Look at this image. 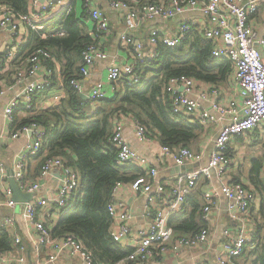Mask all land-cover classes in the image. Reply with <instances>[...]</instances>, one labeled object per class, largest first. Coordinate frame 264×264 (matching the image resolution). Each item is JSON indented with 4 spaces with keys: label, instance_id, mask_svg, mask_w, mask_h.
<instances>
[{
    "label": "built area",
    "instance_id": "obj_1",
    "mask_svg": "<svg viewBox=\"0 0 264 264\" xmlns=\"http://www.w3.org/2000/svg\"><path fill=\"white\" fill-rule=\"evenodd\" d=\"M66 1L31 0L30 8L25 13L16 12L11 6L0 3V32L8 30L12 39L4 54L0 56V65L2 61H12L20 50L21 24L28 31L40 32L47 23L60 17L61 11L57 9L70 11L75 2L69 0L66 3ZM95 1L81 0L83 15L93 27L91 36L97 40L100 32L108 31L109 20ZM262 4L264 0H147L140 4L139 9H136L128 0H109V6L124 16L128 30L136 29L147 21H167L184 16L188 12L199 13L202 25L200 33L210 40L213 56L224 57L230 62L229 75L239 90L238 100L230 99L221 103L218 100L216 85L185 74L171 76L166 80L164 90L170 97L171 111L174 115L187 117L202 126L215 124L217 130L214 149L205 164L198 165L196 169L174 178L165 179V187L157 184L155 191L153 188L156 183L157 169L152 166L146 155L132 147L122 135L123 117L131 118L133 135L139 143L144 144L151 140L157 142L158 163L164 164L171 160L180 167L186 164H199L203 158L202 154L189 147L171 148L162 144L155 134L151 135L145 125L131 115L120 118L121 115L113 119L110 140L116 148L117 162L135 165L144 171L142 180L114 183L106 205L112 219L110 226L112 240L121 244L124 239H128L127 242L130 240L131 244V252L119 264H145L155 256L161 257L169 251L177 252L181 248H191L205 243L209 236L207 227L200 228L198 232L190 236H175L170 219L181 211L186 197L195 189L201 175L210 177L212 172L220 180V184L217 189L203 192L202 218L208 220L211 209L222 196L227 200L230 218L236 220L238 224L234 230L223 229L224 239L216 259L199 264H230V260L239 257L247 246L254 244L247 223L250 207L256 196L253 190L238 183L224 181L223 177L230 164L226 154L230 139L264 125V32L259 34L253 23V15ZM193 18L194 16L184 18L178 22L175 29L163 34L157 29H152L147 43L123 33L121 35L123 47L129 51L130 56V61L126 63H120L115 58L110 60L108 54L97 45V41L86 46L80 54V79L89 77L96 60L108 59L109 65L104 77L94 82L87 92L80 79L70 80L71 87L77 93L85 94L90 101L110 97L117 90L123 92L126 86H131L138 81L134 71L139 63L144 62L146 58L153 59L160 56L158 43L175 47L184 41L192 28H197ZM64 33V29L59 27L53 29V33L49 35L62 36ZM41 36L46 37L48 34H41ZM49 59H51L49 51L37 48L26 59L27 68L16 70L14 76L17 82L36 77L40 69L44 71L42 78L28 81L23 92L13 97L6 105L3 115L9 123L14 122V111L17 107L28 110L34 95L45 91L51 85V69L44 67L45 60ZM54 99L59 100L60 96H55ZM22 133H30L31 142L15 160L10 172L0 160V184L6 178L12 177L23 193H34L41 186L40 180L54 168L60 171V182L51 198L42 197L22 203V217L33 229L29 234L33 251L40 254L41 259L35 263L29 262L26 244L18 236L10 233L11 246L7 250L0 251V264H54L65 251L71 258L77 260L76 264H93L92 252L80 240L71 234L62 237L52 235V226L46 225L38 218L40 214L41 216L49 215L50 206L60 211L73 200L79 187L78 172L66 164L63 157L51 156L43 160L39 175L28 180L25 173L27 160L39 154L47 134L42 126L33 122L11 132L10 138H16ZM125 184H129L134 193L153 190L157 194H166L161 202L154 197H148L147 212L150 220L144 228L136 232H132L130 226L132 213L126 209L125 204L118 197V191ZM4 192L6 195L4 204L14 208L16 202L11 197L12 189L6 186ZM39 209L41 210L38 211ZM13 223L12 217L0 215V229L9 231ZM43 252L44 255H42Z\"/></svg>",
    "mask_w": 264,
    "mask_h": 264
},
{
    "label": "trees",
    "instance_id": "obj_2",
    "mask_svg": "<svg viewBox=\"0 0 264 264\" xmlns=\"http://www.w3.org/2000/svg\"><path fill=\"white\" fill-rule=\"evenodd\" d=\"M0 3L10 5L16 12L28 11L26 0H0ZM55 20L40 32L30 30L17 64L19 68H27L26 59L35 49L49 51L51 59L45 60L44 64L51 69V85L57 84L54 61L59 60L63 62L60 73L68 95L58 105L40 114L34 113L32 102L25 110L31 115L23 123L14 122L12 130L33 122L39 124L47 134L40 150L41 154L44 153L41 161L46 157L61 156L78 172L79 187L73 200L60 209L51 228L52 235H74L92 252L93 264H119L131 250L123 249L120 243L112 240V219L106 205L114 183L136 181L143 171L135 165L117 162L116 148L110 140L113 119L131 115L162 144L171 148H191L197 144L204 128L187 117L172 113L170 97L164 90L165 82L171 76L185 74L206 83L219 84L230 73V62L224 57L213 56L210 40L204 38L197 28H192L184 41L175 47L158 43L160 56L139 63L134 71L138 77L136 83L126 86L123 92L117 90L110 97L90 101L80 97L71 87L70 80L80 79L81 51L96 40L77 17L74 4L69 12L61 11ZM59 27L64 29V35H49ZM41 34L48 36L42 37ZM17 109L22 108L19 106L15 111ZM253 162L249 179L260 193L259 213L264 221V186L258 177L261 165ZM170 224L176 232L183 229H192L194 233L199 231L193 214L184 222ZM258 237L254 235V247L241 254L250 259V264H264V240H256ZM11 242L10 232L0 229V251L7 250Z\"/></svg>",
    "mask_w": 264,
    "mask_h": 264
},
{
    "label": "crops",
    "instance_id": "obj_3",
    "mask_svg": "<svg viewBox=\"0 0 264 264\" xmlns=\"http://www.w3.org/2000/svg\"><path fill=\"white\" fill-rule=\"evenodd\" d=\"M46 1L48 0H41V2ZM128 1L131 2L136 9H139L140 4L143 3L140 0L139 2H136V0ZM26 2L29 10L31 0H26ZM68 2L69 0L66 1V3ZM74 2L77 17L80 18L82 22H84L88 34L91 35L93 32V27L91 22L83 15L81 0H74ZM95 3H97L100 9L108 16L109 20V29L105 33L100 32L98 34L96 40L97 45L101 48V50H104L108 54V58H110V60L115 58L120 63H126L130 61V56L128 53L129 51L123 47V42L121 40V35L123 33L147 43L150 31L152 29H157L159 32L161 31L162 34L169 32L176 28L179 21L189 16H194L193 20L197 23L196 27L198 30H201L202 26L199 13L188 12L184 16L167 21H147L136 29L128 30L126 29L124 16L121 14V12L112 9L109 6V0H96ZM54 21L56 20L54 19L52 22L47 23L46 27L52 25ZM253 23L255 28L258 30V33L262 34L264 32V4L260 5L256 13L253 15ZM19 34L22 40V48L29 37L30 31H28L26 27L21 24ZM11 41L12 39L8 30H3L0 32V56L1 54H4V51L6 50L7 46L11 44ZM20 50L15 54V57L12 61H2V64L0 65V90H2V94H0V160L6 166L9 172L11 171L15 160L25 150L27 144H29L32 139L30 133H22L16 138H10V133L14 131L12 130V125L23 123L24 120H26V118L31 115V113H28L24 109H17L14 113L15 123L13 122V124L9 123L5 118L3 115V110L13 97L23 92V88L28 81H31L35 78H42L44 71L43 69H40V71L35 75L36 77L27 78L26 81L23 82H17L14 74L16 70L19 69L17 63L21 59L19 56ZM62 64L63 62L59 60L54 61V70L57 84H54L53 86L50 85L48 91L44 93H38L34 96V113H43L50 107L52 108L56 104L58 105L62 98L64 99L67 97L68 94L63 88V80L60 73ZM108 65V59L96 60L89 77L80 79L86 92L89 88H91L94 82L104 77ZM44 67L48 68L45 66V64ZM229 76L230 75L228 74L226 80H224L222 83L215 84L218 88V100L221 103L227 102L230 99H239V90L233 81V78ZM55 96H60V99H54ZM123 116L124 115H122L120 118ZM122 122V135L128 140L132 147L146 155L149 158L152 166L157 169V176L155 180L156 183L154 184L153 188L154 191L157 184H161L163 187H165V179L172 177L174 178L177 175L196 169L198 165L205 164L214 149V140L216 137L217 126L215 124H210L208 126L201 125L204 129L197 144L192 146L191 149L202 154V161L199 164H186L183 168H180L179 171L177 169L179 166L175 165L171 160L166 161L164 164L157 162L156 152L158 150V144L155 140H151L142 144L135 139L130 117H123ZM226 154L230 159V164L226 169L223 179L224 181L238 183L253 190L256 197L250 207L247 225L248 228H250L249 232L252 240L254 235H259L256 240H264V221L260 218L259 213L261 201L260 193L254 189L253 184L250 182L249 174L245 175V173L242 171V167L247 166L248 171L250 172L254 164V160L260 163L261 168L259 167L258 177L263 182L264 186V125L254 128L249 133L233 136L227 144ZM43 156L44 153L41 154L39 152V154L28 158L25 172L26 178L28 180L36 178L37 175H39L41 162H43L41 159ZM60 176L61 174L59 169L54 168L51 170L47 176L40 180L41 186L36 192L32 194V199L42 197L51 198L52 193L56 191L57 186L59 185ZM142 177L143 174L138 176L135 180H142ZM8 179L9 178H6V180L0 184V215H2V217L10 216L14 219V223L10 227L9 231L13 236H18L26 244L28 260L31 263H35L41 259V255L33 251L32 243L29 238V234L33 229L32 226L22 217V203H16L14 208H10L4 204L6 197L4 188L7 186L11 189ZM219 184L220 180L216 175L213 174V172L211 173L210 177L201 175L195 189L186 197L181 211L170 219V223H181L189 219L193 214L195 220L198 223L197 230L202 227L208 228L209 236L207 241L199 246L181 248L177 252L169 251L161 257L155 256L154 258L148 260L145 264H199L207 261H214L216 259L221 248V242L224 239L222 235L223 229L228 228L234 230L238 224L236 220L230 218L227 211V200L222 196L217 200L216 205L211 209L208 220H204L202 218V207L204 204L202 194L209 189H217ZM153 190H150V192L134 193L131 190L129 184H125L118 191L119 199L125 204L126 209L132 213L133 218L130 222L132 232H136L144 228L150 220L147 212L148 197H154L160 202L163 198H165V193L157 194ZM40 210L41 209L38 211ZM48 213L49 215L43 216L40 214L38 218L46 225L52 226L57 220L59 210L53 206H50V211ZM51 219L53 221H51ZM194 232L192 229H183L179 230L178 232L174 230L175 236H190L194 234ZM127 240L124 239L121 242L122 248L126 250L131 249L130 240L128 242ZM253 245L254 244L247 246L244 250L249 251L250 248L254 247ZM42 255H44V252ZM76 263L77 260L71 258L66 251L63 252L54 262V264ZM230 264H250V259L240 255L239 257L230 260Z\"/></svg>",
    "mask_w": 264,
    "mask_h": 264
},
{
    "label": "water",
    "instance_id": "obj_4",
    "mask_svg": "<svg viewBox=\"0 0 264 264\" xmlns=\"http://www.w3.org/2000/svg\"><path fill=\"white\" fill-rule=\"evenodd\" d=\"M80 97L82 99H87V96L85 94H80ZM184 166H179L177 169L180 171V168H183ZM178 171V172H179ZM9 182H10V187L12 189V199L16 203H25L28 202L32 199V194L33 193H23L20 189L16 181L12 178L9 177Z\"/></svg>",
    "mask_w": 264,
    "mask_h": 264
},
{
    "label": "rangeland",
    "instance_id": "obj_5",
    "mask_svg": "<svg viewBox=\"0 0 264 264\" xmlns=\"http://www.w3.org/2000/svg\"><path fill=\"white\" fill-rule=\"evenodd\" d=\"M57 10L62 11L61 8H59V9H57ZM57 10H56V11H57ZM242 168H243V169H242ZM242 168H241V169H242V171L245 173V175H248V174H249L248 167H247V166H246V167L243 166ZM199 230H200V229H199Z\"/></svg>",
    "mask_w": 264,
    "mask_h": 264
}]
</instances>
